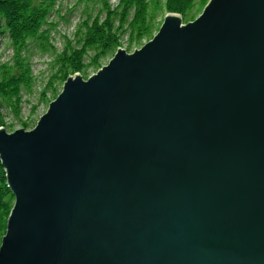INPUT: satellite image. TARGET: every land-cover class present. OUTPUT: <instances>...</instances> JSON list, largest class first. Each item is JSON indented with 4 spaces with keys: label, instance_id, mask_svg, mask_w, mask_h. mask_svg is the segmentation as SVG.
<instances>
[{
    "label": "water",
    "instance_id": "95a60500",
    "mask_svg": "<svg viewBox=\"0 0 264 264\" xmlns=\"http://www.w3.org/2000/svg\"><path fill=\"white\" fill-rule=\"evenodd\" d=\"M0 159V264H264V0L167 13Z\"/></svg>",
    "mask_w": 264,
    "mask_h": 264
},
{
    "label": "trees",
    "instance_id": "16d2710c",
    "mask_svg": "<svg viewBox=\"0 0 264 264\" xmlns=\"http://www.w3.org/2000/svg\"><path fill=\"white\" fill-rule=\"evenodd\" d=\"M209 0H79V3L100 5L89 12L75 31L73 38L64 36V46L58 49L53 32L58 26L54 16H60L58 0H0V49L9 41L13 55L2 60L0 51V128L6 127V117L13 114L22 121L24 94H31L37 78L32 62V49L41 55H51L50 74L41 90L40 103L51 102L64 82L75 73L87 77L89 69L98 71L104 59L115 54L127 39V49L149 41L159 30L158 15L177 13L188 23L195 20ZM88 60V61H87ZM49 94L52 97L49 98ZM37 110L33 107L31 115ZM31 129L30 121H22ZM14 204V195L7 184V173L0 159V246L6 234L7 220Z\"/></svg>",
    "mask_w": 264,
    "mask_h": 264
},
{
    "label": "rangeland",
    "instance_id": "374dc122",
    "mask_svg": "<svg viewBox=\"0 0 264 264\" xmlns=\"http://www.w3.org/2000/svg\"><path fill=\"white\" fill-rule=\"evenodd\" d=\"M118 0H112L114 4L117 3ZM58 6L61 9L60 16L55 15L54 19L58 22V26L56 30L53 32V42L60 50L64 46V36L68 38H73L75 31L79 22L88 16L89 12H93L96 14L99 9L100 5L95 3L85 4L79 3V0H58ZM158 20H162L165 16L161 12L158 15ZM147 40H145L146 42ZM144 42V43H145ZM123 48L127 49V39H123ZM139 49L142 46H134L131 48V51L134 52L135 49ZM0 51L2 52V60H8L13 55V49L9 45V41L6 39L3 41ZM117 51V50H116ZM32 62L34 73L36 75L37 81L35 87L33 88V92L31 94L25 93L24 94V103L22 108V121H30L31 129L35 127L39 118L47 111L50 102H42L40 103V93L41 90L44 88L47 78L50 74V65L49 62L51 61V55H41L37 49H32ZM116 53V52H115ZM114 56V54L110 55L108 58L104 59L102 65H106L110 59ZM88 61V60H87ZM97 71L94 69H89L87 73V77L92 76ZM62 89V88H61ZM52 97V94H49V98ZM37 106L36 112L31 115L33 107ZM7 121V130L9 132H13L19 128H25L23 123L20 119H16L13 114H8L6 117ZM30 129V128H29Z\"/></svg>",
    "mask_w": 264,
    "mask_h": 264
},
{
    "label": "bare ground",
    "instance_id": "6f19581e",
    "mask_svg": "<svg viewBox=\"0 0 264 264\" xmlns=\"http://www.w3.org/2000/svg\"><path fill=\"white\" fill-rule=\"evenodd\" d=\"M203 10H204V9H203ZM202 12H203V11H202ZM202 12H201L200 14H202ZM166 14H167V13H166ZM166 14H165V15H166ZM164 18H165V17H164ZM164 18H163V20H164ZM162 23H163V21H162ZM184 24H185V22H184ZM157 32H158V31H157ZM157 32H156V33H157ZM156 33H155V34H156ZM153 37H154V36H153ZM150 40H151V39H150ZM147 42H148V41H146L145 43H143V44L140 45V46L145 45ZM123 44H124V43H123ZM120 47L123 48L124 46L122 45V46H120ZM124 49H125V48H124ZM126 50L129 52L128 49H126ZM116 52H117V51H116ZM114 55H115V54H114ZM109 62H110V61H109ZM109 62H108L106 65H108ZM106 65H102V67H103V66H106ZM102 67H101V68H102ZM101 68H100V69H101ZM83 77H84V76H83ZM88 78H89V77H88ZM88 78H85V79H88ZM66 81H67V80H66ZM64 83H65V82H64ZM63 87H64V84L62 85V87H61L62 89L60 90L59 94H60L61 91L63 90ZM59 94L57 95V97L59 96ZM57 97H55L53 100H55ZM53 100H52V101H53ZM6 122H7V121H6ZM12 193H13V192H12ZM13 195H14V194H13ZM15 203H16V201H15V196H14V204H15ZM14 204H13V207H14ZM13 207H12V209H13ZM12 209H11V210H12ZM8 219H9V217H8ZM7 224H8V220H7ZM3 237H4V236H3ZM2 239H3V238H2Z\"/></svg>",
    "mask_w": 264,
    "mask_h": 264
}]
</instances>
